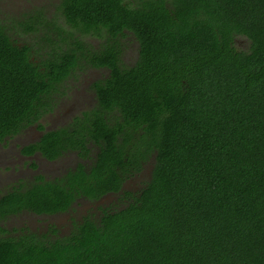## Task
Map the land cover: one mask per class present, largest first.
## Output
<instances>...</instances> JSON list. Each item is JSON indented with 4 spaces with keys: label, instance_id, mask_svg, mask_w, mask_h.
I'll return each mask as SVG.
<instances>
[{
    "label": "trees",
    "instance_id": "trees-1",
    "mask_svg": "<svg viewBox=\"0 0 264 264\" xmlns=\"http://www.w3.org/2000/svg\"><path fill=\"white\" fill-rule=\"evenodd\" d=\"M59 11L71 44L39 60L0 28V141L28 124L44 130L52 96L86 65L107 70L92 85L96 104L21 153L96 152L1 194L0 264H264V0H61ZM128 35L139 45L131 66ZM150 160L143 187L124 191ZM112 193L128 201L67 236L5 226Z\"/></svg>",
    "mask_w": 264,
    "mask_h": 264
},
{
    "label": "rangeland",
    "instance_id": "rangeland-1",
    "mask_svg": "<svg viewBox=\"0 0 264 264\" xmlns=\"http://www.w3.org/2000/svg\"><path fill=\"white\" fill-rule=\"evenodd\" d=\"M61 0H0V28L15 40L17 44H28L32 47L34 59L57 53L71 44L70 28L64 22L60 11ZM35 29L30 30L29 26ZM81 39L94 48H99L102 39L96 36H82ZM122 61L131 66L138 58V41L128 35L123 38ZM235 47L238 50H248L249 41L246 37H236ZM107 70L91 68L82 65L63 82L52 96V109L39 120L44 130L56 129L68 125L72 119L83 110L92 108L96 104L93 83L103 78ZM38 124L26 125L20 132L0 141V195L11 185L22 182L29 184L37 173L47 179H54L82 161L76 152L68 151L55 161L45 159L40 153L32 157L24 156L21 148L38 140L43 131ZM90 164L95 156L96 149H92ZM35 162L38 166H32ZM152 160L145 164L141 172L129 177L123 184V190L135 193L139 191L150 178ZM128 198L122 193L108 194L98 200L79 198L66 212L53 215H37L31 212H22L5 221L6 229L12 234L21 233L28 228L48 237L67 236L73 230L75 222H79L86 215L99 218L102 209L106 207H122ZM57 228L52 232V226Z\"/></svg>",
    "mask_w": 264,
    "mask_h": 264
},
{
    "label": "flooded vegetation",
    "instance_id": "flooded-vegetation-1",
    "mask_svg": "<svg viewBox=\"0 0 264 264\" xmlns=\"http://www.w3.org/2000/svg\"><path fill=\"white\" fill-rule=\"evenodd\" d=\"M66 152H68V151H66ZM66 152H64V153H66ZM72 152H76V151H72ZM37 153H39V152H35L34 154H32V155H24V156H27V157H32V156H34L35 154H37ZM63 153V154H64ZM77 153V152H76ZM62 154V155H63ZM61 155V156H62ZM60 156V157H61ZM45 158V157H44ZM46 159V158H45ZM90 159V158H89ZM89 159H82V161H78V163L79 162H83V163H85V164H87L85 161L86 160H89ZM48 160V159H47ZM55 160H57V159H55ZM55 160H53V161H55ZM50 161V160H49ZM78 163H76L75 165H74V167H72L71 169H73V168H75V166L78 164ZM31 164H35L36 165V167H35V169H37L38 168V166H37V164L35 163V162H32ZM89 164H87V166H88ZM69 170V169H68ZM68 170H66L65 171V173L68 171ZM39 174H41V173H37L35 176H34V178L37 176V175H39ZM42 175V174H41ZM45 177V176H44ZM58 177H60V176H58ZM46 178V177H45ZM57 178V177H56ZM47 179V178H46ZM20 183H22V182H19V183H17V184H13V185H11V187L10 188H8V189H6L5 190V192L6 191H8V190H10V189H12L14 186H18V185H20ZM5 192H3V193H5ZM108 195V194H107ZM1 196V195H0ZM106 196V195H105ZM104 197V196H103ZM79 198H82V197H78L74 202H73V204H72V206L77 202V200L79 199ZM84 198H86V197H84ZM88 199V198H87ZM90 200V199H89ZM71 206V207H72ZM70 207V208H71ZM69 208V209H70ZM68 211V210H67ZM23 212H28V211H23ZM66 212V211H65ZM22 213V212H21ZM32 213V212H31ZM60 213H63V212H60ZM20 214V213H19ZM32 214H34V213H32ZM55 214H58V213H55ZM38 215V214H37ZM41 215H53V214H41ZM13 216H16V215H13ZM87 216V215H86ZM92 216V215H91ZM12 217V216H11ZM85 217V216H84ZM50 230L52 231V232H56L57 231V228L53 225L51 228H50ZM56 237H58V236H56Z\"/></svg>",
    "mask_w": 264,
    "mask_h": 264
}]
</instances>
